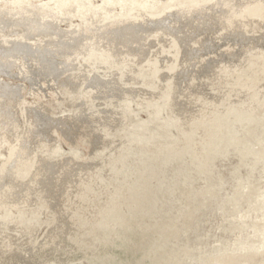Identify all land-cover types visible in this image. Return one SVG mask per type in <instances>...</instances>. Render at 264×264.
I'll return each instance as SVG.
<instances>
[{
  "label": "water",
  "instance_id": "1",
  "mask_svg": "<svg viewBox=\"0 0 264 264\" xmlns=\"http://www.w3.org/2000/svg\"><path fill=\"white\" fill-rule=\"evenodd\" d=\"M0 264H264V90L99 120Z\"/></svg>",
  "mask_w": 264,
  "mask_h": 264
},
{
  "label": "rangeland",
  "instance_id": "2",
  "mask_svg": "<svg viewBox=\"0 0 264 264\" xmlns=\"http://www.w3.org/2000/svg\"><path fill=\"white\" fill-rule=\"evenodd\" d=\"M229 1L0 0V28L10 22L25 28L20 34L0 30V66L14 71L0 74V242L34 232L98 121L118 117L117 107L130 115L183 105L222 76L230 96L264 90L263 83L248 79L247 68L253 61L255 70L264 71V0ZM101 19L104 25H99ZM27 30L37 31L34 38L45 35L46 43L36 51L40 55L53 43L78 48L80 57L69 63L75 73L69 70L58 80L43 82L41 60L15 58L10 44L30 47L23 36ZM196 34L203 43L190 41ZM173 37L182 38L186 49ZM212 42L220 48H210ZM232 49L243 54L231 58ZM206 56L208 69L202 62L201 74L180 77L188 63L193 67ZM156 57L165 60L151 69ZM215 59L220 62L213 65ZM120 61L150 70L145 66L140 74L146 77L137 80L131 73L135 69L126 71ZM232 65L240 66L241 74L223 67ZM63 78L69 86L82 84L70 89ZM94 78L112 80L119 95L82 99L86 82ZM148 98L153 100L148 105L140 101ZM83 105H88L90 120L78 117ZM100 110L102 115L95 116Z\"/></svg>",
  "mask_w": 264,
  "mask_h": 264
},
{
  "label": "bare ground",
  "instance_id": "3",
  "mask_svg": "<svg viewBox=\"0 0 264 264\" xmlns=\"http://www.w3.org/2000/svg\"><path fill=\"white\" fill-rule=\"evenodd\" d=\"M13 2H16V1H13ZM229 2L238 4V0H231ZM99 22H100L99 25H104V24H102V19ZM121 22H123V21L121 20ZM10 25L9 26H5V27H1L0 30H7V31H9V30H16L17 33L20 34V32L25 29L23 26H21L20 24H18L16 22H14V23H11L10 22ZM221 28H223V27H221ZM251 29H253V28H251ZM134 30H139V29L135 28ZM253 30H259V29H253ZM36 32L37 31H35V30H27V35H23L24 36V39L26 41L28 40L29 41L28 43H31L30 44V47L28 45L24 46L23 44H19V45H22V46H17L15 48V45L17 43L16 44H14V43H11L10 44L12 46L14 45L13 52H14L15 58L17 56H19V55H21V56L24 55L25 58H26L25 59L26 63L31 62V61L32 62H36L37 60H41V71H42V76H43V82H44V80H45V82H47L46 80H48V79H52V81H53V79L54 80H58V79L62 78L61 76H63V75L66 76L68 74L69 70H70V73H75V72H72V70L75 69V67L71 69L69 67V63H70L71 60H76V59H78L80 57V53H79L78 48L64 47V46L57 45V44L53 43V44H50L47 48H45L41 52V55H40V54L36 53V51H37V49H39V47L41 45H43V44L46 43V42L44 43L43 42L44 40L42 39V36H45V35L39 33L38 36H36V38H34V35H35ZM176 39H177L178 43L181 46L184 47L183 42L181 40L182 38L180 39V38L173 37L172 38V41L175 42ZM190 41L191 42H198V43L199 42H202L203 43L204 38H203V36H200L199 34H196V35H194V36H192L190 38ZM208 46H210V48L211 47L212 48H217V50L220 48V45L219 44H216L215 42H212ZM166 48H167V46H166ZM166 48H164V49H166ZM184 49H186V48L184 47ZM1 50H2V48H1ZM207 50L208 49H204L205 52H207ZM236 50H238V49H232V50H230V51H233L232 54L230 55L231 58H237L238 56L240 57L243 54V52H241V50H238V51H236ZM184 53L182 54V56H185L187 54V51L184 52ZM5 54H7V53H5ZM6 57L9 59V61H13V59H10V57H12L11 55H9V56L7 55ZM156 58H159V57H156ZM161 59H163V60H161ZM144 60H146V59H144ZM164 60H165V57L159 58L157 60H153L152 61V66H149V67L151 69H154L155 68V63L157 65H160V63L164 62ZM173 60H174V57L172 58V61L169 58L170 63H172ZM208 61H209V59L206 56L205 59H203V60L200 61V63L198 62L199 64L197 62L194 63L193 64V67L190 66V68H189L190 63H188L187 67L182 71L180 77L183 76V78L184 77L189 78L190 73L192 71L198 72L199 71V68H202L203 69V67L201 66L203 63H205V66L208 69ZM213 61H214L213 65H215V64H217V62L219 60L215 59ZM114 62H116V61H114ZM120 62L121 63L119 64V66L122 67V68H124L128 72H131L129 70L131 67H133L135 69V71L134 72H131V73H135V74L138 75V76H135V78L137 80H143L146 77V76H142L140 74V70L141 71H143L144 69H149L150 70V68H147L148 67L147 65H142L141 63H138V62H132V61H125V62L120 61ZM142 63H143V61H142ZM252 63H253V61H250L248 63V67L247 68H249L250 69V72H251V74H249V77L250 78H248V79L249 80L251 79V80L257 81L258 83H263L262 85L264 86V71L261 70L260 67L258 68V71L255 70L253 68V65L256 66V62L253 63V64ZM185 64H187V63H184L183 64V67H184ZM170 65H169V67H170ZM145 66H146V68H144ZM12 67H14V66H12ZM216 67H217V65L215 67H213V69H215ZM223 67L226 68L230 73L233 72L235 74H241V69H240L241 67L240 66L239 67H235V66L232 65V66H223ZM0 69H1L0 70V74H3L4 73V74H7L8 75L9 73H13L14 72L13 70L10 71L6 67H2V66H0ZM80 69L81 68H78L77 71H79ZM82 70H83V68H82ZM245 70H246V68H243V71H245ZM169 72H170V70H169ZM198 73H200V72H198ZM230 73H228V74H230ZM211 74H212V71H211ZM228 74H226V76ZM16 75L20 76V74H16ZM21 75H23L22 72H21ZM162 78H163V76H162ZM166 78H169V77L166 76ZM81 79H82V77H81ZM98 79L99 78H94V80H91V81L86 82L85 88L83 90L84 97L82 99H86V98H90V99L92 98L93 99L94 96H96V95H98V96H102L103 95L104 97H105L106 94H108V96L109 95L111 96V94H115L116 96L119 95L118 90L115 87H112V85H113L112 84V82H113L112 80L105 81V80H98ZM63 82L66 83V85L70 89H71V86H73V88L75 90H77L76 87H80V84H82V82H79L75 86L74 85L69 86L70 83L67 82V79H64V78H63ZM50 84H52V83H50ZM225 84H226L225 83V79L222 76L219 79L215 80L214 82L204 85L206 87L203 86L201 90L198 89L199 92L197 90L196 91L197 92L196 95H194V96L191 95L193 98L192 97L189 98L184 104L192 103V102L195 103V102L206 101V100H211V99H217V98H222V97L230 96L229 95V90H225L227 88V84L226 85ZM128 94H130V93H123V94H120V95L126 96ZM112 96H114V95H112ZM140 101L142 102V104H147L148 105L149 102H152L153 100H152V98H148L147 100H140ZM123 104H125V103H123ZM83 109H84L83 112L78 113L79 114L78 117L80 119H82V120L83 119L90 120V117L88 116L89 114L87 113L88 112V105H83ZM117 110L118 111H116V113H119L118 117L119 116H124V114L122 113L123 112V109L122 108L117 107ZM108 114H110V113H108ZM100 115H102L101 114V110L95 113V116H97V117H100ZM105 116H107V115H105ZM90 123L93 125L94 122L92 123L90 121Z\"/></svg>",
  "mask_w": 264,
  "mask_h": 264
}]
</instances>
